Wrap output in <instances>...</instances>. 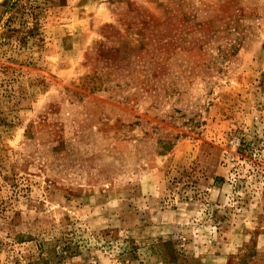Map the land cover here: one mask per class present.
<instances>
[{"label": "rangeland", "instance_id": "obj_1", "mask_svg": "<svg viewBox=\"0 0 264 264\" xmlns=\"http://www.w3.org/2000/svg\"><path fill=\"white\" fill-rule=\"evenodd\" d=\"M0 264H264V0H0Z\"/></svg>", "mask_w": 264, "mask_h": 264}]
</instances>
